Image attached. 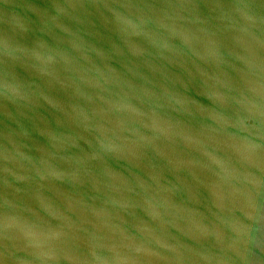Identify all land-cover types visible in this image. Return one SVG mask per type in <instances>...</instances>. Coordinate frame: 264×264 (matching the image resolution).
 <instances>
[{"label": "water", "instance_id": "1", "mask_svg": "<svg viewBox=\"0 0 264 264\" xmlns=\"http://www.w3.org/2000/svg\"><path fill=\"white\" fill-rule=\"evenodd\" d=\"M0 264H264V0H0Z\"/></svg>", "mask_w": 264, "mask_h": 264}]
</instances>
